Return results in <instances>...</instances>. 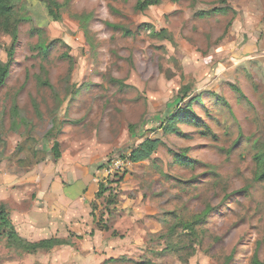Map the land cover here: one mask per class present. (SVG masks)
Returning <instances> with one entry per match:
<instances>
[{"label": "rangeland", "instance_id": "1", "mask_svg": "<svg viewBox=\"0 0 264 264\" xmlns=\"http://www.w3.org/2000/svg\"><path fill=\"white\" fill-rule=\"evenodd\" d=\"M56 1L61 21L17 2L0 207L23 194L12 180L48 172L84 198L82 235L34 254L2 236L0 264H264V0ZM13 44L0 35L4 63ZM147 140L158 151L132 164Z\"/></svg>", "mask_w": 264, "mask_h": 264}, {"label": "crops", "instance_id": "2", "mask_svg": "<svg viewBox=\"0 0 264 264\" xmlns=\"http://www.w3.org/2000/svg\"><path fill=\"white\" fill-rule=\"evenodd\" d=\"M47 173L39 176L33 172L26 180L24 178L12 180L19 181L18 184L22 186L18 187L25 188L23 194L22 191H17L18 189L10 191L9 198L12 199L13 211L7 212L15 231L26 242L37 243L49 239L65 241L72 236L82 235L80 234L82 225H73L76 220L73 211L79 213L78 209L83 206L84 198L81 194L72 196L68 192V187L72 183L68 184L63 179L47 176ZM85 188H88V183L82 187ZM91 191L93 192L90 197L93 199L99 191L98 187H92Z\"/></svg>", "mask_w": 264, "mask_h": 264}, {"label": "trees", "instance_id": "3", "mask_svg": "<svg viewBox=\"0 0 264 264\" xmlns=\"http://www.w3.org/2000/svg\"><path fill=\"white\" fill-rule=\"evenodd\" d=\"M20 0H0V35H8L13 39L14 44L7 51L8 62L4 63L0 59V90L6 85L8 79L11 76L12 66L15 62V44L19 38V27L22 24L23 20L20 17V13L17 9V2ZM49 7V13L53 19L56 21H61V17L59 11L61 10V4L56 0H44ZM177 2L178 0H173ZM161 0H139L135 6V9L139 12H145L150 7L159 5ZM224 5L223 8H228V3L226 0L221 2ZM225 9L216 8L211 12H203L200 14L201 17H206L215 12H219ZM166 31L162 30L159 35L163 37ZM180 116L169 120L168 124L177 123ZM170 129H173L170 126ZM174 130V129H173ZM161 142L159 140H147L142 143L139 147L133 149L129 155V161L132 164H138L144 161L149 160L159 149ZM59 142H55L54 148L52 151L56 153V157L59 158ZM182 156V160H183ZM256 161V178L260 181H264V151L258 152L255 157ZM105 191V190H104ZM103 187L97 193V196H102ZM0 239L2 236L6 237L7 242L11 246H18L23 249L25 252L29 254L37 253L39 250H52L58 246L66 245L67 242L62 241L60 239H49L40 241L37 243H30L24 241L19 237L17 232L15 231L12 222L9 218L8 212L4 209L3 206L0 207ZM264 239V236H263Z\"/></svg>", "mask_w": 264, "mask_h": 264}]
</instances>
